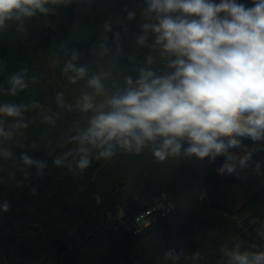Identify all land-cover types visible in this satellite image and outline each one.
I'll return each mask as SVG.
<instances>
[{
	"label": "trees",
	"instance_id": "1",
	"mask_svg": "<svg viewBox=\"0 0 264 264\" xmlns=\"http://www.w3.org/2000/svg\"><path fill=\"white\" fill-rule=\"evenodd\" d=\"M237 2L250 7L254 0ZM49 6L53 12L28 18L23 30L17 23L0 29V88H7L9 75L24 68L29 82L15 98L0 92V102L29 105L28 128L8 146L17 157L27 151L49 165L43 178L30 168L25 179L18 160L0 159V204L5 200L10 204L8 212L0 210V264H216L218 249L237 239L242 247L252 243L264 247L255 231L264 220V175H256L251 166L237 178L217 172L223 156L213 163L196 157L156 162L148 149L93 161L82 175L52 164L88 118L75 104L83 91L91 89L86 88L87 77L75 85L68 82L63 73L69 59L65 49L81 53L77 63L86 64L89 75L107 73L103 82L109 95L124 86L125 76L135 77L140 67H148L147 56L157 57L152 66L156 69L163 63L158 51L136 43L140 25L146 22L142 15L146 0H72L69 6ZM126 10L136 13L133 20H127ZM105 23L111 31L105 30ZM116 32L121 34L119 50ZM152 42L149 34L148 44ZM59 92L66 105H73L71 111L57 103ZM33 101L42 107L32 108ZM44 115L55 123L45 122ZM243 143L253 147L251 139ZM253 160L261 162L264 172V151L255 152ZM226 184H250L259 190L232 211L218 194ZM163 198L176 204L170 215L139 234L127 230L119 211L131 217ZM173 248L184 255L178 261L165 260V251ZM196 251L201 253L199 260L192 259Z\"/></svg>",
	"mask_w": 264,
	"mask_h": 264
},
{
	"label": "clouds",
	"instance_id": "2",
	"mask_svg": "<svg viewBox=\"0 0 264 264\" xmlns=\"http://www.w3.org/2000/svg\"><path fill=\"white\" fill-rule=\"evenodd\" d=\"M71 3L0 0V29L17 23L18 30H23L28 18L53 12L49 5ZM142 15L146 22L140 25L136 43L158 51L163 66L152 67L157 57L147 56L148 67H140L135 77L125 76L124 86L111 95L103 82L107 73L89 75L88 66L77 63L81 53L75 48L64 50L69 57L63 65L68 82L75 85L87 77L86 88L91 91H83L75 104L80 113L88 115L86 125L76 129L69 146L52 164L82 175L93 161L109 160L118 152L139 155L148 149L156 162L196 157L213 163L223 156L216 169L220 175L240 178L250 166L256 175H264L261 162L253 160L255 152L264 151V144L259 143L264 141V0H254L250 7L237 0H146ZM135 16L134 11H127V20ZM104 27L111 31L108 23ZM149 34L153 38L150 45ZM120 40L121 34L114 33L117 50ZM101 48L108 51L103 44ZM27 73L24 68L9 75V86L0 92L15 98L27 90ZM31 83H36L35 76ZM56 98L61 108L73 109L63 102L62 92ZM31 107L42 105L33 101ZM27 112L28 104L0 102V159L18 160L25 179L30 168L43 178L47 160L27 151L17 157L8 146L28 128ZM43 119L55 123L49 115ZM244 139H251L253 147L244 144ZM36 192L31 187V193ZM9 209L7 200L0 204L3 212ZM255 231L264 241V220ZM242 243L237 239L231 246L222 245L216 264H264V247L257 243L242 247ZM183 255V250L168 249L164 259L178 261ZM192 259H201V253H192Z\"/></svg>",
	"mask_w": 264,
	"mask_h": 264
},
{
	"label": "built area",
	"instance_id": "3",
	"mask_svg": "<svg viewBox=\"0 0 264 264\" xmlns=\"http://www.w3.org/2000/svg\"><path fill=\"white\" fill-rule=\"evenodd\" d=\"M175 208L176 204L174 202L163 198L156 205L139 211L134 216L128 217L123 214L120 218L128 231L139 234L162 217L170 215Z\"/></svg>",
	"mask_w": 264,
	"mask_h": 264
},
{
	"label": "rangeland",
	"instance_id": "4",
	"mask_svg": "<svg viewBox=\"0 0 264 264\" xmlns=\"http://www.w3.org/2000/svg\"><path fill=\"white\" fill-rule=\"evenodd\" d=\"M258 188L254 185H234L226 184L218 192L221 202L232 211H237L242 207L256 192ZM119 216L124 212H118Z\"/></svg>",
	"mask_w": 264,
	"mask_h": 264
},
{
	"label": "water",
	"instance_id": "5",
	"mask_svg": "<svg viewBox=\"0 0 264 264\" xmlns=\"http://www.w3.org/2000/svg\"><path fill=\"white\" fill-rule=\"evenodd\" d=\"M216 207H220V204H217Z\"/></svg>",
	"mask_w": 264,
	"mask_h": 264
}]
</instances>
